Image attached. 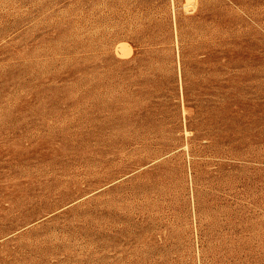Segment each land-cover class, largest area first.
<instances>
[{
    "label": "rangeland",
    "instance_id": "obj_1",
    "mask_svg": "<svg viewBox=\"0 0 264 264\" xmlns=\"http://www.w3.org/2000/svg\"><path fill=\"white\" fill-rule=\"evenodd\" d=\"M0 264H264V0H0Z\"/></svg>",
    "mask_w": 264,
    "mask_h": 264
}]
</instances>
